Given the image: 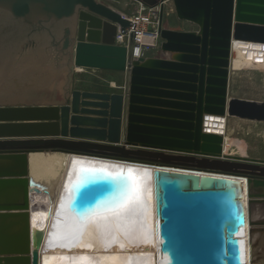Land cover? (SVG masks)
<instances>
[{"label": "water", "instance_id": "water-1", "mask_svg": "<svg viewBox=\"0 0 264 264\" xmlns=\"http://www.w3.org/2000/svg\"><path fill=\"white\" fill-rule=\"evenodd\" d=\"M109 1L0 0V264H42L51 221L32 226L29 155L49 153L96 164L67 174L62 231L124 218L128 171L154 168L162 260L242 264L238 185L248 225H264V159L226 154L225 137L203 126L207 116L264 124V102L229 95L233 43L264 45V0H134L161 9L160 54L139 59L133 36L116 44L133 24ZM166 1L196 30L166 27ZM77 70L124 74V92L74 90Z\"/></svg>", "mask_w": 264, "mask_h": 264}, {"label": "bare ground", "instance_id": "bare-ground-1", "mask_svg": "<svg viewBox=\"0 0 264 264\" xmlns=\"http://www.w3.org/2000/svg\"><path fill=\"white\" fill-rule=\"evenodd\" d=\"M237 61H243L249 64L254 62H263L264 45L235 41L232 48L231 67L234 66L233 64L237 63ZM226 120V117L207 116V126L208 128L210 127L209 131L210 133L219 134L225 137L226 154L231 156L243 157L245 156V149L243 145L238 142H233L229 145L227 142L228 121ZM229 146H235L238 149L237 151L242 156L232 154L237 153L235 151H231L232 153H229ZM29 161L30 184L32 191V226L34 229L41 230L47 226L49 221H51L50 233L47 238L46 251L44 252L42 257V264H163L160 241L156 227V224L158 222V203L157 185L155 180L156 173L159 172V169L138 168L128 171L130 172V176L133 180V185L140 188L141 191L139 193H136L133 190L131 208L126 213L127 216L125 215L124 218H112L105 223H97L96 221L85 220L71 229L62 231V229L57 227V215L59 213L61 201H63V198L65 197V191L67 189L68 181H65V178L68 174L69 180L71 178V173L73 172V170H77L78 167L83 166L84 164L95 163L82 160L78 157L60 153L31 154L29 155ZM47 161L54 166H61V169L63 168L65 172L59 186L57 187L58 189L55 198L53 197L54 200L52 199V205L49 204V206H47V204H45V206H47L46 208L45 206H43L41 200L43 198L42 190H40L41 186L39 185V190L37 189L38 175L36 174L35 170L37 169L36 166L38 164ZM104 166H108V168H110V171L112 172H119L123 170L120 166L117 165L113 166L112 164H104ZM68 171L69 173H67ZM174 172L179 175L183 174L180 171ZM211 179L212 178L210 177L208 182H212ZM144 181H147L150 186L148 192L150 193L151 199V202L149 203V211L154 212V218L142 222L138 220H132V218L133 216H135V214L140 215L141 213L139 207L141 204H139V202H142L145 197L146 188ZM228 182L232 184L234 183L235 185L240 184L239 182L232 180ZM54 186L55 185H53V187ZM238 187L241 194H243L245 204V225L243 227L244 232L243 235H239L240 240H242L243 242L241 260L242 264H254V253L251 248V246L253 245L252 233L251 228L248 225L247 217L248 198L246 182L243 181L240 185H238ZM38 191L39 201L38 203H35L36 192ZM152 194L154 195V197L152 196ZM37 212H41V214L45 215L37 216L36 219L35 214H37ZM45 217L49 219L42 222L41 220H45ZM139 225H142L144 228H146V230L144 231Z\"/></svg>", "mask_w": 264, "mask_h": 264}, {"label": "rangeland", "instance_id": "rangeland-1", "mask_svg": "<svg viewBox=\"0 0 264 264\" xmlns=\"http://www.w3.org/2000/svg\"><path fill=\"white\" fill-rule=\"evenodd\" d=\"M107 4L114 7L126 16L133 15L138 10L136 6L131 2L125 3L124 1L111 0L110 2H107ZM164 24L166 27L173 30L181 31L189 29L183 26L178 21L173 10L168 11L167 15H165ZM233 65L234 66L231 67L229 88L230 97L264 102V61L260 63L254 62L250 64L243 61H237V63ZM125 81V75L120 73L80 70L74 75L73 89L84 92L122 94L124 92ZM227 127V142L229 145L233 142H238L244 146L245 156L243 157L264 159V124L255 122L251 123L249 121L243 122L242 120L237 119H229ZM237 150L238 149L235 146H229L228 148L229 153H232L231 151H235L237 153L232 154L241 155ZM50 164L51 163H48V165ZM54 167L56 168L57 172H54L53 169L51 171L46 170L37 178L38 185L41 186L40 190H42L43 194V198L41 199L43 206H45V204H47V206H49V204L52 205V199L54 200L55 198L58 189L57 187L59 186L65 172L63 168L61 169V166ZM144 184L146 188L145 197L142 202H139V204L141 205H138L140 207L141 213L140 215L135 214V216H133L132 218V220H138L142 222L154 218V212L149 211V203L151 202V199L150 193L148 192L150 186L147 181H144ZM53 185L55 186L53 187ZM152 196L154 197L153 194ZM47 206L45 207L47 208ZM261 209L262 217L259 216L258 222H264V208ZM40 214L41 212H37V214H35V218L37 219V216L45 215ZM46 218L47 217H45V220L42 219L41 221L43 222L49 219ZM139 226L142 227L144 231L146 230V228H144L142 225ZM251 233L253 242L251 248L254 253V264H264V225L251 227ZM163 264H167L165 259L163 260Z\"/></svg>", "mask_w": 264, "mask_h": 264}, {"label": "built area", "instance_id": "built-area-1", "mask_svg": "<svg viewBox=\"0 0 264 264\" xmlns=\"http://www.w3.org/2000/svg\"><path fill=\"white\" fill-rule=\"evenodd\" d=\"M165 15L168 11H172L173 7L169 1L165 3ZM137 11L130 16H126L127 19L132 22V26L126 33H119V29L116 35V44L129 48L131 36H133V58H149L157 57L160 54L162 45V39L160 36V7L149 9L143 6H138ZM174 12V10H173ZM164 15V18H165ZM183 26H188L189 29L181 31H194L196 28L188 23L180 22ZM180 31V30H179ZM226 121L229 118L226 117ZM225 123V122H224ZM227 124V123H226ZM204 132L210 133L207 126V117L204 120Z\"/></svg>", "mask_w": 264, "mask_h": 264}, {"label": "crops", "instance_id": "crops-1", "mask_svg": "<svg viewBox=\"0 0 264 264\" xmlns=\"http://www.w3.org/2000/svg\"><path fill=\"white\" fill-rule=\"evenodd\" d=\"M111 1V0H110ZM109 1V2H110ZM118 1H124L125 3H128V2H131V3H133L135 6H136V8L138 7V6H142V5H140L139 3H137L136 1H134V0H118ZM185 27H187L188 28V26H185ZM79 70H77V72H78ZM36 174L38 175V176H40L43 172H45L46 170L47 171H51L52 169H53V171L55 172L56 171V168L54 167V165L53 164H50V165H48V161L47 162H41L40 164H38L37 166H36ZM57 172V171H56ZM37 189L39 190V185L37 186ZM37 195H39V191L38 192H36V199H35V203H37L38 201H39V199L37 198Z\"/></svg>", "mask_w": 264, "mask_h": 264}, {"label": "snow or ice", "instance_id": "snow-or-ice-1", "mask_svg": "<svg viewBox=\"0 0 264 264\" xmlns=\"http://www.w3.org/2000/svg\"><path fill=\"white\" fill-rule=\"evenodd\" d=\"M129 174H130V172H129ZM133 190H134L136 193H139V192L141 191L140 188L135 187V185H133Z\"/></svg>", "mask_w": 264, "mask_h": 264}, {"label": "flooded vegetation", "instance_id": "flooded-vegetation-1", "mask_svg": "<svg viewBox=\"0 0 264 264\" xmlns=\"http://www.w3.org/2000/svg\"><path fill=\"white\" fill-rule=\"evenodd\" d=\"M28 45H30V43L28 42L26 45H25V47H24V49L28 46Z\"/></svg>", "mask_w": 264, "mask_h": 264}]
</instances>
